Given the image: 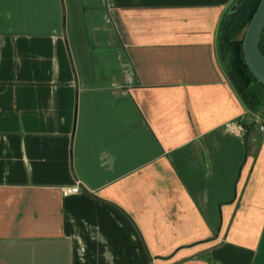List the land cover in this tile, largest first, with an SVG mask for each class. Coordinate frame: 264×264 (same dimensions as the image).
Wrapping results in <instances>:
<instances>
[{
	"label": "crops",
	"instance_id": "obj_1",
	"mask_svg": "<svg viewBox=\"0 0 264 264\" xmlns=\"http://www.w3.org/2000/svg\"><path fill=\"white\" fill-rule=\"evenodd\" d=\"M233 2L0 0V264H264Z\"/></svg>",
	"mask_w": 264,
	"mask_h": 264
},
{
	"label": "trees",
	"instance_id": "obj_2",
	"mask_svg": "<svg viewBox=\"0 0 264 264\" xmlns=\"http://www.w3.org/2000/svg\"><path fill=\"white\" fill-rule=\"evenodd\" d=\"M259 2L260 0H234L220 20L217 38L220 60L234 76L236 82L233 84L237 93L250 112L259 113L264 118V86L250 74L242 51L245 31ZM259 49L264 54V33L261 35ZM255 86L260 89V95L255 92Z\"/></svg>",
	"mask_w": 264,
	"mask_h": 264
},
{
	"label": "water",
	"instance_id": "obj_3",
	"mask_svg": "<svg viewBox=\"0 0 264 264\" xmlns=\"http://www.w3.org/2000/svg\"><path fill=\"white\" fill-rule=\"evenodd\" d=\"M262 33H264V0H260L247 26L242 43L243 59L247 69L255 80L264 86V54L259 49ZM226 70L232 82L235 83L234 76L228 69Z\"/></svg>",
	"mask_w": 264,
	"mask_h": 264
},
{
	"label": "built area",
	"instance_id": "obj_4",
	"mask_svg": "<svg viewBox=\"0 0 264 264\" xmlns=\"http://www.w3.org/2000/svg\"><path fill=\"white\" fill-rule=\"evenodd\" d=\"M252 125L262 134H264V120H262L259 114L253 115ZM234 132L238 135H242L245 132V128L241 124H237L234 127ZM79 188L77 186L64 190V194L76 193Z\"/></svg>",
	"mask_w": 264,
	"mask_h": 264
}]
</instances>
